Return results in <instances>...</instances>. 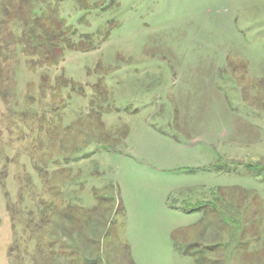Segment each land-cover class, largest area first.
Wrapping results in <instances>:
<instances>
[{
  "label": "rangeland",
  "instance_id": "374dc122",
  "mask_svg": "<svg viewBox=\"0 0 264 264\" xmlns=\"http://www.w3.org/2000/svg\"><path fill=\"white\" fill-rule=\"evenodd\" d=\"M11 1L0 264H264V0Z\"/></svg>",
  "mask_w": 264,
  "mask_h": 264
},
{
  "label": "trees",
  "instance_id": "16d2710c",
  "mask_svg": "<svg viewBox=\"0 0 264 264\" xmlns=\"http://www.w3.org/2000/svg\"><path fill=\"white\" fill-rule=\"evenodd\" d=\"M20 2H23L24 4L26 3H31L32 1H34V5L32 7V9L34 7H37V2H43L47 5L49 4H53L54 6H58L59 3L62 1V0H19ZM63 1H67V0H63ZM72 2L82 6V5H86V0H71ZM13 6H16L15 3L13 1H7V2H0V55H1V52L4 48V43L5 41H7L10 37H11V33L10 32H7L5 31V23L11 20H15L16 16L18 15V12L17 11H10V7H13ZM34 12V11H33ZM59 20V21H55V20ZM62 22L60 21V17H53L52 16V13L50 11V9L47 11V14L44 16V15H40L39 18L36 19V25L35 27L33 28V30L31 31V28H28V31H26L25 29H21V33H22V38L19 39V41H24V42H27L29 40H33V39H37V45L39 47V50H38V62H42L44 61L45 59L48 60V56L50 53H55V47L54 46H50L48 48H46L45 44H50L51 41L55 40L58 36L60 37V34L63 35V31L62 32H57L56 36L54 35V31L56 29L59 28L60 24ZM51 28L54 29V31H50ZM32 32V35H30L29 37L26 36L27 33H31ZM53 33V34H52ZM69 36V35H68ZM84 37H87V36H84ZM62 41L66 42L67 44H69V41H70V38H67L65 36H62ZM77 44L81 45V42H78ZM10 48V45L9 43L6 44V47ZM78 46V45H77ZM46 49H45V48ZM24 51V50H23ZM43 56V57H42ZM47 56V57H45ZM52 58V56H51ZM3 167L0 169V172L3 171L5 175H7V172L8 170L5 168V165L2 164ZM1 165V166H2ZM7 183V182H5ZM4 182H1V186L2 188L5 190V195L7 194V192H9L7 190V187L5 185ZM16 214V213H15ZM31 218V217H29ZM26 219V218H25ZM53 246V243H50L49 242V245L48 247H52ZM51 257H46V255H44V260L45 262H47V260H49ZM50 264H52V261L50 262ZM94 264V263H93Z\"/></svg>",
  "mask_w": 264,
  "mask_h": 264
}]
</instances>
